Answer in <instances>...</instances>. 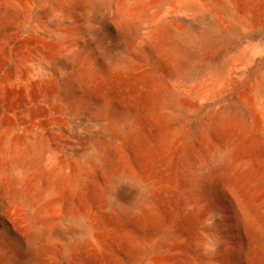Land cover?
<instances>
[{
    "label": "bare ground",
    "instance_id": "6f19581e",
    "mask_svg": "<svg viewBox=\"0 0 264 264\" xmlns=\"http://www.w3.org/2000/svg\"><path fill=\"white\" fill-rule=\"evenodd\" d=\"M192 1L200 12L216 19L212 29L205 30V38L223 36L234 27L247 30L258 40L253 56L264 59V0H231L223 10L207 0ZM90 2L99 8L100 16L116 22L125 41L122 52H107L117 75L128 66L129 55L142 60L143 49L160 60L161 45L173 30L182 46L173 51L179 62L188 61L185 28L181 24L169 27L160 12L150 13L161 0ZM179 3L188 9L187 1ZM59 10L63 12L62 5ZM135 26H143L144 31L137 40L128 41V30ZM75 63L81 72H69L61 91L94 65L83 55H77ZM226 71L224 84L234 73L233 68ZM43 83V78L31 81L22 72H0V264H80L82 256L89 264H264V153H257L244 135L219 151L207 148L200 168L188 169V228H178L176 217L174 228H129V219L137 226L149 220L158 225L160 217L149 201L162 194L161 187L150 178L142 182L143 188L136 177V184L125 181L129 173L120 151L113 147L122 129L112 111L110 119L116 122L101 125L104 137L97 152L91 151L95 145L89 141L81 143L94 171L75 159L67 147L74 120L26 109L32 91ZM261 86L255 82L250 91L260 93ZM10 90L22 93L24 100L2 111L3 94ZM71 91H67L70 98L74 97ZM257 111L256 102L246 93L226 101L213 118L238 121L244 114L254 115L255 124L245 131L264 142V115ZM52 138L57 140L55 146L50 144ZM103 164L101 185L96 180ZM213 177L223 202L231 208L228 231L219 228L225 217L215 210L216 198L212 201L208 195ZM93 187L100 193L98 212L88 196L80 202L82 193ZM164 206L166 211L173 210L169 202Z\"/></svg>",
    "mask_w": 264,
    "mask_h": 264
},
{
    "label": "rangeland",
    "instance_id": "374dc122",
    "mask_svg": "<svg viewBox=\"0 0 264 264\" xmlns=\"http://www.w3.org/2000/svg\"><path fill=\"white\" fill-rule=\"evenodd\" d=\"M180 1H187L188 9ZM207 1L218 10L231 2ZM196 7L192 0H161L150 9V13L160 12L169 27L181 24L185 28L188 61L179 62L178 53L173 51L182 47L173 30L161 45L160 60L143 49V59L129 55L128 66L117 75L107 52H122L125 41L116 22L100 16L99 8L90 0H0V72H22L31 81L44 79L31 93V103L26 106L29 113L39 111L62 121L73 119L67 147L75 159L94 171L81 143L89 141L95 145L91 151L97 152V144L104 137L99 132L101 125L116 122L110 119L112 111L122 129L113 147L120 151L129 173L125 181L136 184V177L143 188L142 182L150 178L161 187L162 194L151 196L149 201L150 209L160 217L158 225L149 220L137 226L129 219V228H174V217L178 228H188V169L200 168L207 148L219 151L244 135L257 153H264L263 140L245 131L255 124L254 115L244 114L238 121L213 118L226 101L246 93L256 102L257 112L264 115V59L259 54L253 56L252 50L258 40L236 27L223 36L219 33L205 38V30L212 29L216 19ZM143 31V26L130 27L126 39L135 41ZM77 55L92 59L94 65L83 78L61 91L69 72H81L75 63ZM229 68L234 73L224 84L222 73ZM255 82L262 85L260 93L250 91ZM69 90L74 97H69ZM3 95L2 111L4 106L24 100V95L14 90ZM3 121L7 123V117ZM50 144L55 146L57 140L52 138ZM104 169V164L98 169L96 181L101 185ZM83 179L87 186V175ZM215 182L213 177L208 195L212 201L216 198L215 210L225 217L219 228L228 231L232 228L228 219L231 208L223 202ZM85 195L98 212V188L85 190L80 202ZM167 202L173 210L162 209ZM80 260V264H89L83 256Z\"/></svg>",
    "mask_w": 264,
    "mask_h": 264
}]
</instances>
